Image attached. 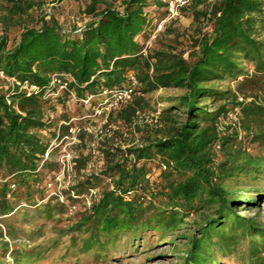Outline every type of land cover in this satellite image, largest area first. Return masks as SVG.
<instances>
[{
    "label": "trees",
    "instance_id": "trees-1",
    "mask_svg": "<svg viewBox=\"0 0 264 264\" xmlns=\"http://www.w3.org/2000/svg\"><path fill=\"white\" fill-rule=\"evenodd\" d=\"M3 1L10 6L0 21L24 29L11 45L0 36V264L106 262L169 236L185 240L182 264H264V152L251 150L264 147V0H194L183 8L200 23L188 48L157 46L177 33L171 22L146 54L165 0H85L80 25L45 15L28 25L24 15L38 1ZM58 73L73 80L56 95ZM132 73L139 94L107 118L127 126L128 146L107 138L100 171L63 190L66 200L49 195L58 147L45 153L58 130L66 134L72 118L82 125L101 93L128 85ZM71 92L78 115L57 114ZM152 102L163 103L154 108L158 123L134 124ZM235 110L245 144L237 130H219ZM88 159L77 157L76 168ZM91 188V205L68 215Z\"/></svg>",
    "mask_w": 264,
    "mask_h": 264
},
{
    "label": "rangeland",
    "instance_id": "rangeland-1",
    "mask_svg": "<svg viewBox=\"0 0 264 264\" xmlns=\"http://www.w3.org/2000/svg\"><path fill=\"white\" fill-rule=\"evenodd\" d=\"M40 3L39 5H35L29 13L25 14V23L28 25H33L34 22L41 16L45 15L47 17H53L56 20H58L61 23H74V24H82L85 21L88 20V15L84 12V8L87 4L85 0H35ZM113 3L114 6L120 7L122 0H109ZM214 1V0H210ZM8 6H10L9 3L6 1L0 0V17L5 15L8 12ZM172 25L177 28V33L174 34H165L160 37V42H158L157 46H160L162 42L166 43H176L179 47L188 48V46L191 43V35L194 34V30L196 27L200 26V23L195 21L192 12L188 10V12H183L181 17L178 19L172 21ZM207 24V23H206ZM204 28H207L208 25H202ZM23 26L20 24H14L12 22H8L7 24L0 21V36H7L8 43L11 45L14 43L18 38L20 37L21 32L23 31ZM175 89H170L165 92L168 93H174ZM65 96V95H64ZM262 100L264 99V95H261ZM153 109H150L148 113H152L155 111V109L160 108L163 106V103H155L152 102ZM155 108V109H154ZM83 109V108H82ZM57 114L59 113H65L69 115L70 117H76L78 115L79 111L81 110V105L76 102L75 99L70 98L66 101V106L61 107L58 105L57 107ZM84 110V109H83ZM57 114H54V117H57ZM106 118L101 117L100 119L96 121H91L90 119L81 120L79 121L82 125H88L89 123L91 125H95L97 123H103L104 125L107 124L112 127V137H105V140L107 138H114V141L119 143L121 142V146L127 145V143H130V139H132V135L130 134L127 126L121 124V123H109L108 119L105 121ZM150 124V123H148ZM152 125V124H150ZM232 125H230L227 130L230 131H238L239 136L238 140L242 141L243 144L246 143L245 134L243 132V129L240 126V129L238 128H230ZM54 131V128L52 129ZM120 131L123 133L122 138L120 136H116L115 131ZM57 131V130H56ZM228 132V131H227ZM49 133V132H48ZM92 142L91 135H85V137L81 138V141L77 144L73 145L72 148L75 152L76 158L77 157H87V155H91V153L88 150L89 143ZM57 152L55 154V157L57 159V155L59 153L60 147L57 148ZM252 153L253 154H260L264 152V147H252ZM90 160V159H88ZM58 162V161H57ZM85 167L82 166L80 169L76 168V165L74 166L73 170L69 173H66L65 175L60 174V167L59 170L54 173V178L51 179V182L48 184L49 189V195H62L64 197V200H66L65 195L63 194V190L68 189L70 185H72L77 179L82 177V169ZM159 171L156 173H153L152 177H157ZM60 177V178H58ZM56 192V193H55ZM86 196L84 195L83 200L75 205L72 206L69 210L68 215H73L77 212H80L81 210H84V206L87 205L86 202ZM261 218L264 221V204L263 208L261 210ZM70 221L65 220L62 225H68ZM29 227V226H27ZM52 226H47L45 228L46 230V237L53 236V230L51 229ZM179 233H184L180 231ZM66 239V238H64ZM41 240H43L41 238ZM39 240V241H41ZM22 240H18V242H21ZM150 243L142 242L140 245H138L137 250L135 251H127L123 254L122 258L116 256H113L110 261H101V262H90L88 264H182L180 256L185 254V240L176 238L174 236H169L165 240H156V239H150ZM170 241H174V243H170ZM150 245V246H149ZM175 246V247H174ZM136 247V246H134ZM178 247V248H176ZM52 261V259H51ZM47 264H52L48 261ZM86 264V262H84Z\"/></svg>",
    "mask_w": 264,
    "mask_h": 264
},
{
    "label": "built area",
    "instance_id": "built-area-1",
    "mask_svg": "<svg viewBox=\"0 0 264 264\" xmlns=\"http://www.w3.org/2000/svg\"><path fill=\"white\" fill-rule=\"evenodd\" d=\"M194 0H165L166 2V14L164 17L160 18L156 21L155 30L152 33L150 39L147 42V46L143 49L144 53H147V48L152 44V42L156 39L157 35L165 30L169 23L181 17L183 13V8L189 7ZM215 1V0H214ZM80 25V24H79ZM5 77L3 72H0V78ZM73 80V77L67 73H58L53 74L51 79V85H59L58 90H56V95L62 89H68V81ZM27 87V84H25ZM31 89H37L36 85H32ZM52 94V93H51ZM139 94L138 90V81L136 76L132 73L130 75V81L128 85L122 87H115L113 89H105L98 99V103L95 104L92 108V112L88 114L86 117L91 121H96L101 117L106 118L107 121L108 115L111 111L120 109L124 104L133 99L136 95ZM71 98L77 99L74 92H71ZM93 96H88L85 99H81V101L85 103H89ZM239 110H235L230 112L226 117L222 118L219 123V130L222 134L226 133L227 128L232 125L230 128H238L240 129V121H239ZM160 111H154L152 113L143 112L139 113L135 118L134 124H157L158 117ZM75 118H72L70 122L67 124L70 125L68 132L62 136L59 134L52 140L49 144V147L45 153V158H49L51 153L57 148L60 147L59 153L57 155V161L60 166V174L65 175L73 170L76 165V155L72 148L73 145L77 144L81 141V133L87 132L88 135H91L92 142L88 145V150L91 153V159L88 161L85 168L82 169L83 174H89L91 172H98L102 168V161L100 160L102 157V152L100 150V145L105 141V137H112L111 126L110 124L97 123L95 125H74L71 123ZM66 123V122H65ZM62 125V123H60ZM114 133V132H113ZM127 145L123 146L125 148ZM216 148L219 149L220 145L217 144ZM247 150H250V147L247 146ZM60 178V177H58ZM111 181V178L108 179ZM56 193V192H55ZM98 196V190L96 188H91L89 193L86 196V202L88 206L91 205L92 200ZM61 200H64V197L60 195ZM0 225L1 222H0Z\"/></svg>",
    "mask_w": 264,
    "mask_h": 264
}]
</instances>
